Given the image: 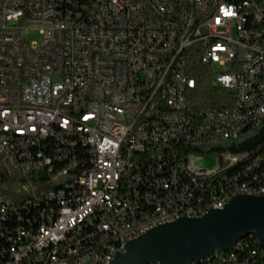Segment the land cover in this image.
Returning a JSON list of instances; mask_svg holds the SVG:
<instances>
[{"label":"built area","instance_id":"built-area-1","mask_svg":"<svg viewBox=\"0 0 264 264\" xmlns=\"http://www.w3.org/2000/svg\"><path fill=\"white\" fill-rule=\"evenodd\" d=\"M65 8L71 19L59 21ZM30 30L40 38L27 40ZM167 31L175 39L160 44ZM188 61L206 67L213 86L234 91L230 107H189L196 82ZM257 116L264 0H0V264H110L148 200L165 216L150 217L139 235L223 208L232 198L223 185L264 183V171L246 165L209 188L237 154L220 153L203 168L204 155L179 153V145L239 134ZM261 153L264 145L252 156ZM245 242L209 264H264V250ZM76 245L83 253L67 255Z\"/></svg>","mask_w":264,"mask_h":264},{"label":"water","instance_id":"water-1","mask_svg":"<svg viewBox=\"0 0 264 264\" xmlns=\"http://www.w3.org/2000/svg\"><path fill=\"white\" fill-rule=\"evenodd\" d=\"M248 236L264 242V195H236L200 217L159 224L126 241L110 264L199 263Z\"/></svg>","mask_w":264,"mask_h":264},{"label":"trees","instance_id":"trees-1","mask_svg":"<svg viewBox=\"0 0 264 264\" xmlns=\"http://www.w3.org/2000/svg\"><path fill=\"white\" fill-rule=\"evenodd\" d=\"M190 69L188 74L192 77L196 86L188 94L189 107L194 109H221L228 108L234 101V91L215 87L211 83V75L206 67L201 66L198 62L188 61ZM264 145V119L261 121L258 127L254 128L250 134H247L243 138L237 141H223L213 144H207L204 146L190 147L185 145H179V151L181 153H210L221 155L229 153L232 155L237 154L238 160L233 164L226 167L225 170H219V174H216L209 180V188H218V185L225 184V180L221 179L222 174H231V177L236 178L243 171V166L250 165L253 158V149ZM171 150H178V147H172ZM262 160L260 164L255 166V171H261L264 168V153L257 154ZM257 155H254L257 156ZM245 183V182H239ZM229 184L223 185V190L228 188ZM245 242V249L262 251L264 250V242L260 243L253 237H246L239 241V246L243 247ZM231 250V249H230Z\"/></svg>","mask_w":264,"mask_h":264},{"label":"bare ground","instance_id":"bare-ground-1","mask_svg":"<svg viewBox=\"0 0 264 264\" xmlns=\"http://www.w3.org/2000/svg\"><path fill=\"white\" fill-rule=\"evenodd\" d=\"M238 3H246L247 0H237ZM72 16V8H65V12L63 14H59V21H67V19H71ZM48 17H57V10L55 9H48ZM73 19L74 20H82L83 19V12L80 11H73ZM247 25L248 27H255V18H247ZM172 39H175V31H167V33L160 36V44H169L172 42ZM253 76H263V68H255L253 69ZM264 119V116H257V120L251 122L250 129L243 130L239 134H231L225 132H217L214 137H210V139H196L190 140L189 143H181V145H187L190 147L196 146H204L207 144H213L217 142L223 141H237L250 134L251 131L258 127L261 121ZM172 147H169V154H178V150H171ZM33 151L38 152H46V144H33ZM179 153H181L179 151ZM193 155H209L210 153H188ZM216 155L220 157V155ZM232 154L224 153L221 157H231ZM236 159L233 158V163L236 162ZM262 158L257 155L251 160V165H258ZM230 163V164H233ZM230 164L226 165L229 166ZM264 171V168L261 170ZM216 174L212 175L215 176ZM221 179L225 178H233L231 174H222L220 176ZM257 192H264V183H239L233 182L229 183V186L226 190H223V194L232 195V197L236 195H264V193H257ZM231 199V198H230ZM157 207V200H148L145 202V215L141 216V220H138L136 223V231L137 232H144V229H147V226L150 225V217L152 218H160L161 216H165V209L156 208ZM201 213V205H193V214H200ZM44 220H54V213H44ZM137 232H129L127 233L126 241L133 239L139 236ZM250 237V236H248ZM239 241H236L232 246L225 252H217L215 251L213 254L207 256L205 259L200 261L199 263H192V264H209V262L216 261L222 259L223 256L226 254H230L234 249H241L239 246ZM125 242L117 243V251L124 245ZM263 243V242H262ZM231 249V250H230ZM83 253V245H76L74 248H67V255L69 256H76ZM85 255H94V248H85Z\"/></svg>","mask_w":264,"mask_h":264},{"label":"rangeland","instance_id":"rangeland-1","mask_svg":"<svg viewBox=\"0 0 264 264\" xmlns=\"http://www.w3.org/2000/svg\"><path fill=\"white\" fill-rule=\"evenodd\" d=\"M27 40H38L40 38V35L36 30H30L26 34ZM214 68H218L217 66H214ZM217 159L216 155H204V158L202 160L197 161V164L203 168H214L216 165Z\"/></svg>","mask_w":264,"mask_h":264}]
</instances>
